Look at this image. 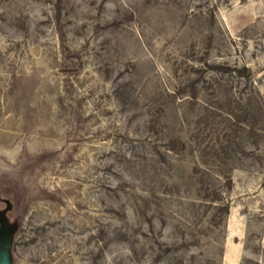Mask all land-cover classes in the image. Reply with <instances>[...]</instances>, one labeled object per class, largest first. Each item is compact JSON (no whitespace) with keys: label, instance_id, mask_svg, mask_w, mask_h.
<instances>
[{"label":"rangeland","instance_id":"obj_1","mask_svg":"<svg viewBox=\"0 0 264 264\" xmlns=\"http://www.w3.org/2000/svg\"><path fill=\"white\" fill-rule=\"evenodd\" d=\"M0 264H264V0H0Z\"/></svg>","mask_w":264,"mask_h":264}]
</instances>
